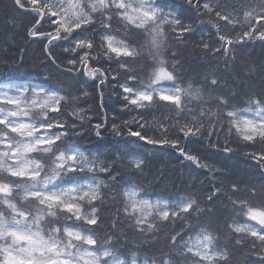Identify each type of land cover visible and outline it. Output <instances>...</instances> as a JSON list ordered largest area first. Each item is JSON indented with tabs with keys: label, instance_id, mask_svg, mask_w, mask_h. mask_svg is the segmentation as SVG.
I'll use <instances>...</instances> for the list:
<instances>
[{
	"label": "snow or ice",
	"instance_id": "6c2138e0",
	"mask_svg": "<svg viewBox=\"0 0 264 264\" xmlns=\"http://www.w3.org/2000/svg\"><path fill=\"white\" fill-rule=\"evenodd\" d=\"M185 3L189 7L157 0H13L21 18L9 17V29L23 28L29 48L40 44L41 59L55 65L61 73L74 74L84 83L91 81L90 87L98 90L101 108L104 88L119 87L116 103L134 118L125 120L123 127L115 123L105 127L102 122H90L83 108L73 107L74 119L69 122L61 104L74 105L79 97L23 82L0 85V264H126L116 254L115 246L98 250L96 235L104 223L99 213L109 199L102 192L109 185L98 182L96 174H108L105 179L114 182L111 187L120 184L121 164L125 161L119 157L124 154L103 160L90 157L79 146L66 148L67 137L86 132L97 138L106 133L138 137L146 144L170 146L184 160L215 174L222 169L207 162V157L202 161L182 145L212 137L213 130L217 133L214 139L218 140L220 132L232 133L234 129L237 139L245 142V154L260 166L264 176V95L250 96L247 107H237L230 98L234 93L225 96L217 92L220 81L215 77L207 79L202 88L191 84L184 87L178 83L183 70L180 56L169 50L170 38L182 44L196 43L207 19L214 22L216 44L201 38L197 46L206 58L224 59L227 66L234 58V44L259 40L264 46V24L260 23L264 20V0L257 5L259 11L250 8L243 12L247 27L241 28H236L240 23L238 16L227 6L221 7L219 0ZM220 21L226 23L221 25ZM229 28L231 35L225 34ZM58 48L75 55L61 57L56 52ZM26 53L27 49L21 47L18 56ZM145 53L151 63L141 69ZM121 73L123 80L118 79ZM142 75L147 80L138 86ZM82 94L90 95L87 91ZM193 101L200 103L193 105ZM157 109H167L175 121L173 132L165 126L157 135L149 136L130 127L136 124L145 128V112ZM212 146L210 141L209 147ZM216 147L221 150L219 145ZM222 151L230 153L232 149L225 145ZM129 163L132 177L143 178L147 162L136 159ZM215 179L222 182L226 177ZM261 185L259 189L253 185L249 194L264 198V181ZM220 188L221 184L214 185L204 198L213 203L220 200ZM140 191L129 185L123 193L131 231L155 234L162 227L178 224L170 243L179 249L184 264H232L229 251L216 247L220 238L205 223L207 214L200 215L199 197L151 201L140 197ZM230 191L235 197L230 201L232 209L259 225L230 226L237 234L230 238L233 251L239 249L241 255L256 257L248 264H264V206L255 207L240 200V186L236 183L230 185ZM159 264L172 262L161 259Z\"/></svg>",
	"mask_w": 264,
	"mask_h": 264
},
{
	"label": "trees",
	"instance_id": "16d2710c",
	"mask_svg": "<svg viewBox=\"0 0 264 264\" xmlns=\"http://www.w3.org/2000/svg\"><path fill=\"white\" fill-rule=\"evenodd\" d=\"M165 2L170 6L184 4L186 8L189 7L185 0H157V3ZM24 16L26 17L27 14ZM9 17L19 19L21 14L14 9L13 0H0V83L8 81L29 83L34 87L55 89L65 95L70 93L73 98L79 97L74 105L63 102L61 104L69 122L74 119L71 116L73 107L83 108V114L90 118V122H102L105 127H110L113 123L123 127L125 120L134 118L132 113L122 109L116 103L119 99L117 95L120 91L119 87L104 88V106L101 108L98 90H93L90 87L91 81L81 82L74 74L61 73L55 65L42 60L40 44H32L29 48L30 41L24 38L23 28L13 31L7 27ZM213 23H209L207 19L204 20V24L207 26L197 35L196 43L189 41L187 44H182L170 38L169 50L175 51L176 55L180 56L183 65L178 83L184 87L191 84L194 88H202L207 79L215 77L220 81V88L217 89V92L225 96L234 93L235 95L230 97L234 104L237 107H247L250 96L256 98L264 95V46L259 40L234 44L231 49L234 58L228 61L227 66H225L224 59L206 58L197 44L201 38L210 44H216V39L212 34L214 32ZM225 23V21H220L221 25ZM260 23L264 24V21ZM45 27L47 28V26ZM241 27V25H236V28ZM256 27L259 30V25ZM165 28L167 29V26ZM116 34L121 35L120 32ZM225 34L231 35L232 29L225 30ZM140 39L142 41V38ZM21 47L27 49V53L22 57L18 56ZM56 52L61 57L75 55V53L64 52L59 48L56 49ZM215 55L219 57V53ZM165 56L169 57V52H166ZM61 63L63 64L64 61L61 60ZM148 63H151V58L145 53L144 59L141 60V69L145 68ZM118 79L123 80L122 73ZM146 80L147 77L142 75L138 86H143ZM83 91L89 92L90 95L84 96ZM192 103L195 105L200 102L193 101ZM145 120L147 121L145 128L140 129L136 124L130 125V127L142 133L147 132L149 136L157 135L165 126L168 127L169 132L174 131L175 121L171 120L167 109H157L151 113L145 112ZM216 135V131L213 130L212 137H201L195 144L184 143L182 145L186 149H191L192 154L198 155L202 161L207 157V162L222 169L221 172L215 174L196 167L191 161L184 160L179 156L177 150L170 146L161 147L146 144L138 137L128 135L115 137L106 133L103 138H97L92 132L67 137L66 148L79 146L80 150L90 157L103 160L105 157L119 156V153L124 154L119 157L125 161L121 164L123 180L120 184L111 187L114 182L105 179L108 174H96L98 182L102 181L109 185V188L102 189V192L108 194L109 199L99 213L104 223L99 226L100 230L96 233L99 241L97 249L102 251L115 246L116 254L123 258L126 264L132 261L139 264H159L161 259L171 260L172 264H184V257L178 255L179 249L170 243V236L178 230V224L167 228L162 227L155 234L138 233L129 229V221L126 219L124 211L126 198L123 193L129 185H135L141 189L142 195L149 199L166 198L174 201L180 198L195 199L199 197L202 208L200 215L207 214L205 223L211 225L215 234L220 238L216 247L221 251H229L232 255V264H248L250 260L256 259L253 256L239 254V249L233 251L230 238L237 234L231 231L230 226L235 227L247 223L249 219L232 209L230 201L235 197L230 191V185L236 183L240 186V191L237 193L240 200L247 201L249 205L255 207H262L264 198L258 194L250 195L249 192L253 185L257 189L262 186L261 181H264V176L261 175L260 166L245 154L247 151L245 142L237 139L234 129L232 133L220 132L218 140L214 139ZM191 139L189 137V140ZM210 141L213 144L212 147H209ZM216 145H219L221 150L218 151ZM225 145L232 149L228 154L222 151ZM136 159L147 162V170L140 180H136L131 175L129 162ZM221 175L226 179L222 182L215 179L216 176ZM216 184H221L220 191L223 196L213 203L205 199L204 196ZM158 223L162 222L158 221ZM184 235L187 238V233ZM117 238L119 239L117 240ZM177 242L181 243L179 237H177Z\"/></svg>",
	"mask_w": 264,
	"mask_h": 264
},
{
	"label": "rangeland",
	"instance_id": "374dc122",
	"mask_svg": "<svg viewBox=\"0 0 264 264\" xmlns=\"http://www.w3.org/2000/svg\"><path fill=\"white\" fill-rule=\"evenodd\" d=\"M259 2H260V0H219V4L221 7L227 6V10L233 11V14L238 16V19L240 21V23H238V25H241V26H247V25L243 24V12L250 10V8H256L257 11H259V8L257 7ZM262 21H264V20H262ZM2 84L3 83H0V85H2ZM139 195H140V197H142L144 199L151 200V201L161 200V199L170 201L169 199H166V198L149 199V198L144 197L141 192ZM247 223L254 225V226L259 228V225H257L255 221L249 220V222H247ZM129 264H133V261L130 262ZM136 264H139V263L136 262Z\"/></svg>",
	"mask_w": 264,
	"mask_h": 264
},
{
	"label": "bare ground",
	"instance_id": "6f19581e",
	"mask_svg": "<svg viewBox=\"0 0 264 264\" xmlns=\"http://www.w3.org/2000/svg\"><path fill=\"white\" fill-rule=\"evenodd\" d=\"M228 154V153H227Z\"/></svg>",
	"mask_w": 264,
	"mask_h": 264
}]
</instances>
